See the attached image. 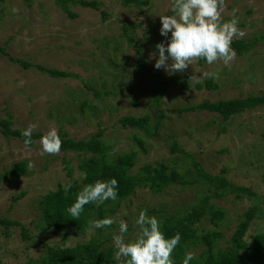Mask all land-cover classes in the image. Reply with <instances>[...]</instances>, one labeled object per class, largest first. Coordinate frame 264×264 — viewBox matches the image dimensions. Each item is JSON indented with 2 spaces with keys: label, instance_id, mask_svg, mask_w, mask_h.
<instances>
[{
  "label": "rangeland",
  "instance_id": "374dc122",
  "mask_svg": "<svg viewBox=\"0 0 264 264\" xmlns=\"http://www.w3.org/2000/svg\"><path fill=\"white\" fill-rule=\"evenodd\" d=\"M87 1L99 2V9L69 4L68 9L75 17L63 11L56 0L0 3V47L12 57L33 64L26 69L0 52V118L8 119L12 128L19 130L35 124L33 132L36 133L45 134L55 127L58 135L66 133L75 140L89 138L102 129L104 140L113 146L114 155L138 153L131 174L145 165L161 162L183 174L194 169L191 159L171 151L177 141L213 176L224 169L229 183L252 188L264 196V108L229 120L206 111H186L188 106L204 100L264 94V0H226L222 22L230 21L235 9L237 27L245 33L233 41H257L248 53L237 55L227 67L222 62L208 65L194 61L185 71L174 74L154 67L159 58L156 45L167 46L171 36L170 33L168 37L160 35L159 16L174 14L172 0H141L139 5H124L123 0ZM125 25L131 26L126 35ZM126 37H133L140 45L146 67L138 65V48ZM153 53L155 57L150 58ZM36 65L67 71L74 76L54 79ZM204 73L214 75L208 77ZM208 80L218 88H197L198 83ZM163 87L167 90L157 101L156 96ZM145 115L151 116L152 123L161 121L152 136L138 129H125L119 123L124 116ZM39 141L35 140L29 150L19 139L0 134V177L15 163L25 161L27 165L29 162L34 165L22 177L0 178V218L20 222L31 238L23 237L21 226L0 225V264H28L29 259H38L44 254L46 245L61 244L65 236L62 232L40 235V198L70 184L68 166L84 187V174L78 167L82 157L63 151L41 156ZM213 192L214 188L210 191L200 183L172 186L160 194L139 188L111 215L115 222L104 227L105 233L119 235V221L124 220L128 225L125 242L130 243L139 231L135 221L140 211L146 210L147 215L154 217L182 215L209 195L211 204L226 211V222L217 228L207 216L197 227L199 233H223L220 241L226 247L239 219L253 203L229 192L213 198ZM22 193L25 195L14 200ZM95 229L88 228L84 235H76L72 230L69 244L88 241L95 235ZM263 229L264 222L255 221L246 241L251 243ZM108 245L114 246L113 240ZM203 249L200 245L189 252L198 257ZM116 261L125 264V258Z\"/></svg>",
  "mask_w": 264,
  "mask_h": 264
},
{
  "label": "trees",
  "instance_id": "16d2710c",
  "mask_svg": "<svg viewBox=\"0 0 264 264\" xmlns=\"http://www.w3.org/2000/svg\"><path fill=\"white\" fill-rule=\"evenodd\" d=\"M4 0H0L3 3ZM29 4L30 0H26ZM57 4L72 17H75L69 9V4H78L83 7H91L99 9L100 3L97 1L87 0H56ZM141 0H123L124 5H139ZM124 34L129 33L131 26L123 27ZM130 44H135L138 48L139 62L138 65L146 67L147 62L145 54L140 49L133 37H126ZM260 38H258L259 40ZM257 41L235 40L231 47L236 51L237 55L243 56L248 53ZM0 52L11 59L13 62L20 64L28 69L33 66L26 60L12 57L4 47H0ZM199 64L206 61L198 60ZM36 67L47 73L54 79L73 77L74 74L53 69L41 65ZM198 89L208 88L217 89L218 85L212 80L206 81L204 84L198 83ZM167 87L159 90L156 100L160 101L165 94ZM264 108V94L251 95L246 98H234L229 100H204L200 104L188 106L186 111L209 112L220 115L224 120L253 111L257 108ZM120 125L125 128H134L143 131L147 136L157 133L161 121L152 123L150 115L141 117L124 116L119 119ZM152 123V124H151ZM24 130L12 128L11 121L0 118V134L6 138H16L24 141L22 135ZM43 133L33 132L31 139H41ZM62 140L61 151L74 153L78 157H82L78 163L80 171L84 174V186L93 184L97 180L109 181L116 179L118 181V197L115 201L108 200L101 205L89 203L84 206V210L78 219L67 212L76 200L77 194L84 188L80 186L78 179L74 176V170L68 166L67 174L69 176L71 188L65 193L66 186H61L55 191L48 192L40 198L38 209L40 211V223L38 229L40 235H47L50 231L62 232L65 234L61 244L46 245L45 252L38 259H29L28 264H117L114 246L108 243L113 240L111 234L106 235L105 228L95 229L93 235L88 241H79L76 244H69L72 230L76 235H84L88 228H91L90 221L111 218L116 213L119 206L130 196L135 195L137 189H149L152 193L160 194L167 188L172 186L187 187L198 183L208 186L211 191L214 188V197H223L227 192L235 194L239 199L248 198L253 205L242 215L237 224L236 231L232 238L227 242L228 245L223 247L221 239L223 233L218 231H208L199 233L197 227L207 216L214 227H220L226 222V211L214 204H211V197L206 195L204 199L192 207L185 214H168L157 216L160 223V230L165 238H172L176 233L181 235V240L174 252L172 259L174 264H183L185 255L193 248L198 246L205 247L203 253L195 257L189 264H264V229L257 233L251 243L246 241V235L257 220L264 222V196L254 192L252 188L245 186H236L229 183L225 177L226 170H222L218 175L213 176L207 172L201 164L184 151V149L175 141L171 146V151L187 156L192 160L194 169H188L186 173L171 168L164 162L155 165H145L141 167L139 172L131 174L132 168L136 165L137 152L130 151L127 153L113 154V146L104 140V131L102 129L86 139L75 140L70 138L66 133L59 135ZM142 143V141H140ZM32 143V144H33ZM31 144V145H32ZM30 145V146H31ZM69 164V162H67ZM27 163H15L7 174L0 178L14 180L16 177H22L27 174ZM20 197L14 200L18 201ZM157 212V211H156ZM0 225L11 227L13 225L22 227V234L25 239H31L28 235V229L22 226L18 221H10L0 218ZM109 227V226H108ZM107 228V227H106ZM36 244V243H35Z\"/></svg>",
  "mask_w": 264,
  "mask_h": 264
},
{
  "label": "clouds",
  "instance_id": "9594fccd",
  "mask_svg": "<svg viewBox=\"0 0 264 264\" xmlns=\"http://www.w3.org/2000/svg\"><path fill=\"white\" fill-rule=\"evenodd\" d=\"M225 6L226 0H172L171 11L174 14L159 16L162 25L160 35L168 37L170 33L171 36L167 46L164 43L156 45L159 58L154 65L155 69H163L168 74L183 72L200 59H204L208 65L222 62L224 66H229L237 56L231 47L233 39L243 37L245 33L237 27L239 21L235 9L233 18L222 22ZM154 57L155 53L150 54V58ZM204 75L211 77L214 74ZM36 127L35 124H29L22 133L25 138L24 146L29 150L33 143L31 136ZM62 143L57 129L51 127L39 141L40 155H58ZM28 167L32 168L34 165L29 162ZM70 188L71 185L65 187L66 194ZM117 188L118 181L114 178L88 184L77 194L75 202L67 208V212L73 219H78L84 206L89 203L101 205L108 200L115 201L118 197ZM114 222L112 218H105L89 223L91 227L99 229L111 226ZM135 224L139 228L137 237L126 243L124 234L128 231V225L124 220L119 221L120 234L113 236L117 249L115 259L119 261L125 258V264H174L172 253L180 243L181 235L176 233L172 238H165L158 219L147 215L146 210L140 211ZM194 258V253L188 252L183 264H189Z\"/></svg>",
  "mask_w": 264,
  "mask_h": 264
}]
</instances>
